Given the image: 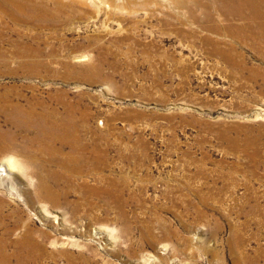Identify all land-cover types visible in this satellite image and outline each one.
<instances>
[{
	"label": "rangeland",
	"instance_id": "obj_1",
	"mask_svg": "<svg viewBox=\"0 0 264 264\" xmlns=\"http://www.w3.org/2000/svg\"><path fill=\"white\" fill-rule=\"evenodd\" d=\"M48 1L0 11L1 102L79 113L42 132L0 109V264H264L261 20Z\"/></svg>",
	"mask_w": 264,
	"mask_h": 264
},
{
	"label": "bare ground",
	"instance_id": "obj_2",
	"mask_svg": "<svg viewBox=\"0 0 264 264\" xmlns=\"http://www.w3.org/2000/svg\"><path fill=\"white\" fill-rule=\"evenodd\" d=\"M181 1L182 0H178L177 2H181ZM259 3L264 4V0H208V2H203V0H201V2L198 1V4L203 5L206 14H208L209 16L213 15V17H214L215 12L219 11V12L226 14L227 16H230V17L238 16L240 18L242 17V19L243 18L250 19L252 21V23L256 22L258 19H260L261 22L260 21L259 22L261 24H264V11H263L264 7H262V6L259 7ZM54 4L60 5V4H62V2H61V0H56ZM25 6H29L30 13L28 15H24V13H22ZM38 10L42 11V13L38 14L37 13ZM49 10H50V4H49L48 0H35L34 2L31 0H11L10 3H7V0H0V11H3V12L9 11L12 14L14 13V15H16V17H17L16 19H18L19 21H22L21 18L26 22L30 21V19H33V18H39L41 20H46L47 15L49 14ZM24 16H27V17L31 16V18H27ZM262 28H264V27H262ZM263 36H264V34H263ZM263 41H264V39H263ZM50 58L56 59L55 55H51ZM0 60H6V59L3 57ZM21 62H22V65H26L30 69L31 74L37 73L38 68L40 66L46 67L48 65V62H44L38 56V54L24 55ZM2 96H6V94L0 95V109H2V110H10L11 109V111H18L20 115L18 117H16V119H17L18 124H19L18 127L25 126V127H22V129L23 128H27V129L28 128H35V129H38L42 132L43 131L45 132L46 131L45 128H49L51 126L54 127V129H56V128L62 129V127H70V126L76 124L75 123L76 119L73 116L74 115L76 116L79 112H78L77 108H72L71 105L69 107H66V111H65L66 114L65 115L59 116L60 114L57 112L56 109L46 108V106H45L46 102H44V101L43 102H40V101L30 102L29 104L26 105V107H23L18 102L13 103L9 100L6 102H1ZM66 104H67L66 106H68L69 102L66 101ZM41 107H43V108H41ZM44 107L47 110H45ZM24 111L26 112V117L23 116ZM16 119L14 120L13 123L16 122ZM26 125H28V126H26ZM63 131H61V132H63ZM2 135L3 134L0 133V138L2 137ZM0 170H6L7 171L8 168L7 167H0ZM4 174H9V173L5 172ZM4 248H5L4 246L0 247V257L1 258H4L6 256L4 253Z\"/></svg>",
	"mask_w": 264,
	"mask_h": 264
}]
</instances>
